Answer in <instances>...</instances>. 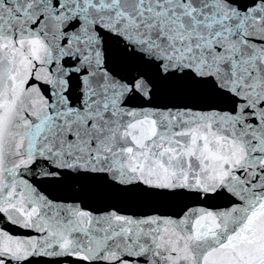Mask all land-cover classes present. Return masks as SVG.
I'll return each mask as SVG.
<instances>
[{"label":"snow or ice","instance_id":"6c2138e0","mask_svg":"<svg viewBox=\"0 0 264 264\" xmlns=\"http://www.w3.org/2000/svg\"><path fill=\"white\" fill-rule=\"evenodd\" d=\"M0 264H264V0H0Z\"/></svg>","mask_w":264,"mask_h":264}]
</instances>
